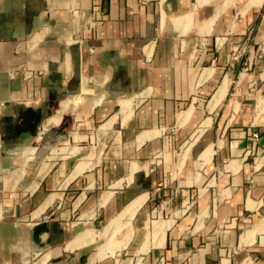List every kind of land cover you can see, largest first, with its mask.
<instances>
[{
    "label": "crops",
    "instance_id": "crops-1",
    "mask_svg": "<svg viewBox=\"0 0 264 264\" xmlns=\"http://www.w3.org/2000/svg\"><path fill=\"white\" fill-rule=\"evenodd\" d=\"M121 215L93 264H264V0H0V264H90Z\"/></svg>",
    "mask_w": 264,
    "mask_h": 264
},
{
    "label": "built area",
    "instance_id": "built-area-1",
    "mask_svg": "<svg viewBox=\"0 0 264 264\" xmlns=\"http://www.w3.org/2000/svg\"><path fill=\"white\" fill-rule=\"evenodd\" d=\"M82 10L79 8H72L70 11L71 17H80L82 15ZM102 21L90 19L86 24L84 30L94 29L96 26L101 25ZM64 36H71L72 38L69 40L70 45L79 44L83 39V32H79V34L67 33ZM93 51V50H92ZM239 54L234 56V59H238ZM47 73L46 68L43 66H35L30 64H23L17 66L9 71V75L12 79H20L26 83H34L37 84L40 79H42ZM260 139V134L258 131L253 132L251 134V140L253 144H255Z\"/></svg>",
    "mask_w": 264,
    "mask_h": 264
},
{
    "label": "bare ground",
    "instance_id": "bare-ground-1",
    "mask_svg": "<svg viewBox=\"0 0 264 264\" xmlns=\"http://www.w3.org/2000/svg\"><path fill=\"white\" fill-rule=\"evenodd\" d=\"M129 107L130 110L132 109L131 108V103L130 102H125V103H122V107ZM126 109V108H125ZM113 120H110L109 122H107L106 124L102 125L101 128L99 129V131L97 132V137H98V140H99V145H103V143L100 141L101 137L105 136L106 133L108 132V129H110L113 125ZM105 138V137H104ZM104 142V141H103ZM45 171H43L44 173ZM41 177L43 178V174H41ZM138 201V200H137ZM133 206V205H132ZM135 206V205H134ZM133 206V207H134ZM127 211V210H126ZM126 214V213H125ZM123 215L119 216L118 218H115L111 223H109V225L107 227H105L102 231V237L105 238L107 237V239H110L109 237L113 236V234L115 233L116 230L124 227L125 224H122L121 222V217ZM129 234V233H128ZM87 238L86 236H81L80 239H85ZM99 240V239H98ZM114 240V239H113ZM113 243V242H112ZM93 258V257H92ZM94 263V258L91 259L90 261V264H93Z\"/></svg>",
    "mask_w": 264,
    "mask_h": 264
},
{
    "label": "rangeland",
    "instance_id": "rangeland-1",
    "mask_svg": "<svg viewBox=\"0 0 264 264\" xmlns=\"http://www.w3.org/2000/svg\"><path fill=\"white\" fill-rule=\"evenodd\" d=\"M95 146L94 144H91L89 141L86 142V146L89 147V146ZM99 149H102L103 148V145H99L98 147ZM91 150H92V147H91ZM81 151V150H80ZM75 162L77 161L76 159L74 160ZM51 167V165L47 164L45 165V167L43 168V170L47 171L49 170ZM43 174V173H42ZM100 240H103L104 243L102 244V246L100 247V250L93 256L94 258V263L100 259H103L105 258L107 255H110V253H108L107 249L110 248V246L112 245V240L110 239L108 243H106V240L105 239H100ZM114 244V243H113ZM109 245V247L107 246ZM91 258V259H93Z\"/></svg>",
    "mask_w": 264,
    "mask_h": 264
}]
</instances>
